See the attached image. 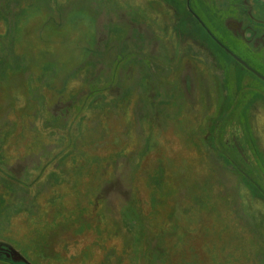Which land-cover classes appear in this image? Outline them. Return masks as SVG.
<instances>
[{
  "label": "rangeland",
  "instance_id": "1",
  "mask_svg": "<svg viewBox=\"0 0 264 264\" xmlns=\"http://www.w3.org/2000/svg\"><path fill=\"white\" fill-rule=\"evenodd\" d=\"M242 45L264 0H0V264H264Z\"/></svg>",
  "mask_w": 264,
  "mask_h": 264
},
{
  "label": "trees",
  "instance_id": "2",
  "mask_svg": "<svg viewBox=\"0 0 264 264\" xmlns=\"http://www.w3.org/2000/svg\"><path fill=\"white\" fill-rule=\"evenodd\" d=\"M186 12L188 14H190L187 10H186ZM241 47L243 48V50L245 49L248 52V55L250 56L251 61L253 63H255V65L257 66V67H254V66L253 67L260 73V75H262L264 77V58L262 59V57L259 55L255 56V54H253V52L248 50L245 47V45H242ZM226 56H228V58H230V60H232L234 63L238 64L243 69V65L241 63L237 62L234 58H232L231 55H229L227 52H226ZM244 70H246V72L250 74V76H251L250 78L252 79V81H256L257 84H263L264 85V80L262 78H260L256 74H253L252 72H249L246 68H244ZM225 73H228V72H225ZM241 77H242L241 73H235L234 74V78L236 80L235 83H237V84H238V82L241 83L243 81V79ZM253 89H259V87H257L255 85V86H253ZM261 93H262V91L254 90V92L252 93L251 99L256 98L258 96H261Z\"/></svg>",
  "mask_w": 264,
  "mask_h": 264
},
{
  "label": "water",
  "instance_id": "3",
  "mask_svg": "<svg viewBox=\"0 0 264 264\" xmlns=\"http://www.w3.org/2000/svg\"><path fill=\"white\" fill-rule=\"evenodd\" d=\"M236 58V57H235ZM239 62H241L242 64H244L246 67H248L242 60H240L239 58H236ZM249 68V67H248ZM256 73V72H255ZM257 76L261 77L264 79V77L262 75H260L259 73H256Z\"/></svg>",
  "mask_w": 264,
  "mask_h": 264
}]
</instances>
